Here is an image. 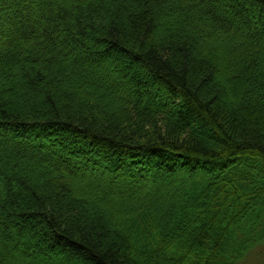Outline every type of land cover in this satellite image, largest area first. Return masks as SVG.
Wrapping results in <instances>:
<instances>
[{"label":"trees","instance_id":"16d2710c","mask_svg":"<svg viewBox=\"0 0 264 264\" xmlns=\"http://www.w3.org/2000/svg\"><path fill=\"white\" fill-rule=\"evenodd\" d=\"M258 256L264 0H0V264Z\"/></svg>","mask_w":264,"mask_h":264},{"label":"rangeland","instance_id":"374dc122","mask_svg":"<svg viewBox=\"0 0 264 264\" xmlns=\"http://www.w3.org/2000/svg\"><path fill=\"white\" fill-rule=\"evenodd\" d=\"M257 257V256H256ZM260 258H262V257H259L258 256V264H261L262 263V261L260 260ZM248 260H250V261H255V254L253 253V254H250V256H249V258H248ZM260 260V261H259Z\"/></svg>","mask_w":264,"mask_h":264}]
</instances>
